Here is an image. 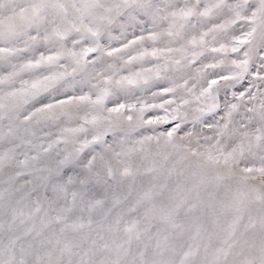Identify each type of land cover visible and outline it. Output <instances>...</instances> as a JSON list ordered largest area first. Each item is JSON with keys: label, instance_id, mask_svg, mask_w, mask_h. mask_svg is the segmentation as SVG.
I'll list each match as a JSON object with an SVG mask.
<instances>
[{"label": "snow or ice", "instance_id": "1", "mask_svg": "<svg viewBox=\"0 0 264 264\" xmlns=\"http://www.w3.org/2000/svg\"><path fill=\"white\" fill-rule=\"evenodd\" d=\"M0 264H264V0H0Z\"/></svg>", "mask_w": 264, "mask_h": 264}]
</instances>
